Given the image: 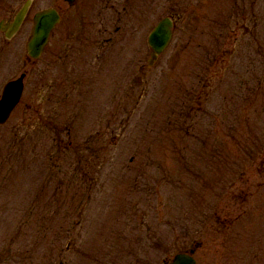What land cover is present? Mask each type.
Segmentation results:
<instances>
[{
  "label": "rangeland",
  "instance_id": "374dc122",
  "mask_svg": "<svg viewBox=\"0 0 264 264\" xmlns=\"http://www.w3.org/2000/svg\"><path fill=\"white\" fill-rule=\"evenodd\" d=\"M26 1L0 0V23ZM140 11L61 25L35 62L32 25L0 30V97L27 74L0 124V264H169L197 240L200 264H264V0Z\"/></svg>",
  "mask_w": 264,
  "mask_h": 264
},
{
  "label": "water",
  "instance_id": "95a60500",
  "mask_svg": "<svg viewBox=\"0 0 264 264\" xmlns=\"http://www.w3.org/2000/svg\"><path fill=\"white\" fill-rule=\"evenodd\" d=\"M73 1V0H70ZM30 2H27L22 10L16 16L14 23L12 24L8 38H11L21 27L28 9ZM59 21L58 15L53 10H48L36 14L34 19V28L32 31V37L27 46V51L30 57L33 59H38L46 46L51 32L54 30L55 26ZM173 25L170 20L164 19L161 21L153 30L149 36V45L153 50L152 57L154 59L160 55L166 47L169 45L172 38ZM23 76L15 81L9 83L4 91L2 99L0 100V124L5 122L11 111L14 109L15 105L21 97L23 91ZM172 264H195L194 261L186 255H178L175 257Z\"/></svg>",
  "mask_w": 264,
  "mask_h": 264
},
{
  "label": "flooded vegetation",
  "instance_id": "af4514ba",
  "mask_svg": "<svg viewBox=\"0 0 264 264\" xmlns=\"http://www.w3.org/2000/svg\"><path fill=\"white\" fill-rule=\"evenodd\" d=\"M142 2L144 3V0H73L72 2L59 0V6L55 8L59 15L57 29L61 25H85L83 20L86 13L91 16L92 25H141ZM130 15L135 16L132 22L128 21ZM30 16L27 17L24 25H33V17L30 20ZM77 19L80 21H76ZM11 20L13 17L10 18ZM119 30L120 28L117 27L116 31Z\"/></svg>",
  "mask_w": 264,
  "mask_h": 264
}]
</instances>
